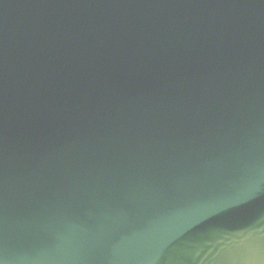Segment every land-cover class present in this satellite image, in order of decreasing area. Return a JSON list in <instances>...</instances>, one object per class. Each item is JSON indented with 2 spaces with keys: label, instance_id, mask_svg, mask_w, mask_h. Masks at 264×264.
Listing matches in <instances>:
<instances>
[{
  "label": "water",
  "instance_id": "water-1",
  "mask_svg": "<svg viewBox=\"0 0 264 264\" xmlns=\"http://www.w3.org/2000/svg\"><path fill=\"white\" fill-rule=\"evenodd\" d=\"M251 9L0 0V264H264Z\"/></svg>",
  "mask_w": 264,
  "mask_h": 264
}]
</instances>
